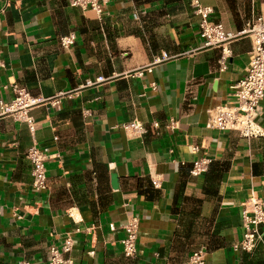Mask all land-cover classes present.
I'll return each instance as SVG.
<instances>
[{"label": "crops", "instance_id": "crops-1", "mask_svg": "<svg viewBox=\"0 0 264 264\" xmlns=\"http://www.w3.org/2000/svg\"><path fill=\"white\" fill-rule=\"evenodd\" d=\"M70 2L0 0V101L13 98L11 85L73 93L59 110L33 109L34 131L0 122V264H47L68 235L76 264H189L196 250L207 264H264L262 250L233 248L243 204L264 201V137L207 127L209 109L233 104L251 41L233 43L223 69L222 50L203 48L191 0H109L103 18ZM200 2L231 31L264 18V0ZM134 120L145 134L125 132ZM257 123L264 129V102ZM33 146L49 158L41 193ZM201 159L230 160L216 196L204 190L208 172L191 174ZM130 212L140 218L134 259L121 244Z\"/></svg>", "mask_w": 264, "mask_h": 264}, {"label": "built area", "instance_id": "built-area-1", "mask_svg": "<svg viewBox=\"0 0 264 264\" xmlns=\"http://www.w3.org/2000/svg\"><path fill=\"white\" fill-rule=\"evenodd\" d=\"M109 0H71L70 5L83 12L92 11L98 18L105 15L106 6ZM191 6L199 19V31L203 40V48H217L223 52L221 64L226 68V62L231 55V45L242 39H249L252 44L251 61L247 68L245 77L233 86L234 102L232 105L216 106L208 110L207 127L219 132L236 131L243 138L253 139L264 137V129L257 123L264 102V18L258 16L247 24L241 31H231L223 24L211 20L214 15L213 8L204 6L200 0H191ZM138 18V17H137ZM76 35L71 34L61 41L63 48H69L75 43ZM164 59H168L164 56ZM161 61L158 59V62ZM105 78H98L95 81H88L86 87H92L105 82ZM155 90L157 88L153 86ZM10 91L13 98L9 102L0 101V122L6 118H13L17 122L25 123L31 131H34V118L31 116L33 109L40 106H50L59 110L61 101L66 96L71 97L73 93H59L51 98L34 97L27 89L11 85ZM174 127L171 121V128ZM127 133L141 136L145 134L146 127L141 122L134 120L123 125ZM194 152L199 148L195 147ZM27 159L32 165L33 188L36 193L45 192L49 189L47 175L46 156L36 146L29 149ZM211 161L201 159L193 164L191 174L194 177L201 176L208 172ZM157 186V183H155ZM242 239L234 244L233 248L248 253L256 250L264 252V201L251 197L243 204ZM140 229V218L132 212L128 214L124 226L125 236L121 241L123 254L127 258H136L137 241ZM74 240L66 236L61 248L52 246L50 259L47 264H76L71 253L74 249ZM19 264H34L24 261ZM189 264H207L204 253L196 250L192 253Z\"/></svg>", "mask_w": 264, "mask_h": 264}, {"label": "trees", "instance_id": "trees-1", "mask_svg": "<svg viewBox=\"0 0 264 264\" xmlns=\"http://www.w3.org/2000/svg\"><path fill=\"white\" fill-rule=\"evenodd\" d=\"M230 165V160L228 159L210 164L206 176L207 183L204 185V190L207 194L216 196L219 183L222 181L225 173L229 171Z\"/></svg>", "mask_w": 264, "mask_h": 264}]
</instances>
